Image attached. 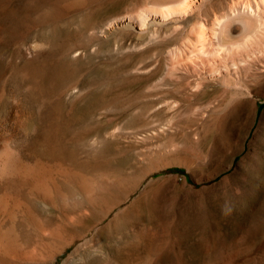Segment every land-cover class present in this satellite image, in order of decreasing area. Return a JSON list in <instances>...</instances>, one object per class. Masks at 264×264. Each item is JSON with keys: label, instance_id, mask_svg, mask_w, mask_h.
<instances>
[{"label": "rangeland", "instance_id": "obj_1", "mask_svg": "<svg viewBox=\"0 0 264 264\" xmlns=\"http://www.w3.org/2000/svg\"><path fill=\"white\" fill-rule=\"evenodd\" d=\"M234 1L0 0V156L43 173L0 176V264H264V73L208 110L198 156L150 140L177 138L154 124L196 128L180 111L217 97L209 86L168 107L177 80L155 82ZM184 3L144 29L133 17Z\"/></svg>", "mask_w": 264, "mask_h": 264}, {"label": "bare ground", "instance_id": "obj_2", "mask_svg": "<svg viewBox=\"0 0 264 264\" xmlns=\"http://www.w3.org/2000/svg\"><path fill=\"white\" fill-rule=\"evenodd\" d=\"M188 8L189 4L184 3L177 9L163 12L159 10H151L144 6L141 10L138 9L139 11L137 10V13L133 15V17L136 19L139 27L143 28L147 24L149 16L152 14L159 15L161 19H166L168 14L171 13L184 14ZM228 10V13L212 19H206L205 22L198 23L196 29L193 28L190 30L192 32L191 34L194 35V40L191 43L189 42L190 48L188 55L185 58L180 55V51H176L175 53L166 56L165 74L162 78H159L160 80L155 82V84L160 87L159 83L161 84L162 80L167 77V80L170 79V81L171 79L177 80V86H168L163 89L161 92L163 95L161 97H163V99H167L166 97L169 96L178 97L180 95L190 98L191 95H197L201 91H207V87L209 86L217 91V95H214L217 97L205 106L190 107L188 109L184 108V111H180V117L183 118L190 116L194 119L193 121H197L196 123L198 125H196V128L191 129L190 131L186 130L184 123L183 126L180 124V120H178L180 122L179 124H154V126H156L154 128L152 126L153 130L151 131L153 135H158L167 129L169 130V128H173L177 131V133H175V135L177 134L176 139L166 138L164 140L162 139L163 141L158 140L157 142L156 140L153 142L152 139L154 137L152 136L150 139V137L147 136L148 139L146 140L150 139L152 142L150 143L158 150L164 147L165 149L172 150L171 152L178 153L180 157L182 156L185 158V156H195V148L203 138L202 127L205 125L204 120L207 114H209L208 110L214 107L218 108L216 106H225L228 101L251 94V91L253 92L252 89L257 85V81L262 79L259 77L263 75L264 68L261 67V69L258 64L262 57L260 58L261 55L259 56L257 53L258 49L254 38L257 31L264 33V0H236L232 2L228 7ZM150 37H157V32H152ZM240 41L242 47H240ZM209 51H212L214 54L222 52L225 54V57L222 56L220 58V56H218L212 60L204 59L203 55ZM260 62L263 63L261 60ZM165 102L163 104H165ZM166 103L167 106L169 105L168 107H174V105L178 104L175 100ZM185 121L186 120H184V122ZM139 139L144 140L142 138ZM168 154L169 153L166 155ZM13 161L14 160L10 154L0 156V176L10 175L20 171V168L18 167V169ZM22 173L27 177L37 179L39 182L41 181L43 174L40 168H24ZM8 236V231L0 232V247H4L7 239H10ZM4 250H6V248Z\"/></svg>", "mask_w": 264, "mask_h": 264}]
</instances>
